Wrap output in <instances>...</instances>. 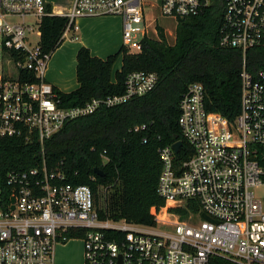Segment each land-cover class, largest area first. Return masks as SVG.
Returning <instances> with one entry per match:
<instances>
[{"label":"built area","instance_id":"built-area-1","mask_svg":"<svg viewBox=\"0 0 264 264\" xmlns=\"http://www.w3.org/2000/svg\"><path fill=\"white\" fill-rule=\"evenodd\" d=\"M156 1L153 9L176 25L214 8L220 15L219 46L241 50L243 62L239 111L232 121L206 111L200 83L187 86L178 126L192 155L179 161L172 146L158 150L157 194L164 205L151 208L154 225L146 226L100 219L90 187L47 171L43 148L67 122L148 94L156 74L132 72L122 95L64 107L46 80L52 55L40 45L42 19L55 14L45 0H0V139H34L42 154L40 169L8 172V192L0 188V264H52L55 246L74 239L67 233L76 230L84 231V264H208L211 257L264 264V207L254 194L264 189V70L250 74L244 60L248 49L264 45V0ZM60 16L67 18L63 41L75 39L69 35L78 18L101 16L120 19L121 45L129 55L141 52L143 39L157 38L156 16L146 18L142 0H74Z\"/></svg>","mask_w":264,"mask_h":264},{"label":"trees","instance_id":"trees-1","mask_svg":"<svg viewBox=\"0 0 264 264\" xmlns=\"http://www.w3.org/2000/svg\"><path fill=\"white\" fill-rule=\"evenodd\" d=\"M47 10H51L49 5ZM66 25L64 16L42 19L43 52L52 55L61 47ZM219 26L220 15L210 8L197 16L178 20L172 45L167 43L164 30L156 26L157 38L143 39L141 52L135 55L127 54L121 47L117 53L100 59L85 47L78 49L75 56L78 88L69 93L55 88L64 107L83 106L94 98L122 95L126 77L132 72H152L157 76L156 86L148 94L116 107H101L89 116L67 122L44 142L46 170L64 174L65 183L90 187L100 219L154 225L150 210L164 205L157 194L161 172L158 150L181 142L177 160L183 161L192 155L178 126L179 102L189 84L196 82L203 86L207 112L217 113L227 121L234 120L239 111L243 54L239 49L219 46ZM119 57L121 67L113 70ZM244 60L250 74L264 70V45L248 49ZM142 126L145 128L141 129ZM41 166L42 154L36 140L28 143L16 138L0 139V188L5 193L8 172ZM95 168L104 176L94 174ZM106 185L113 186L102 210L98 207V189ZM189 206L198 210L194 202ZM83 235L82 230L67 233V237L74 239ZM208 264L233 263L211 257Z\"/></svg>","mask_w":264,"mask_h":264},{"label":"crops","instance_id":"crops-1","mask_svg":"<svg viewBox=\"0 0 264 264\" xmlns=\"http://www.w3.org/2000/svg\"><path fill=\"white\" fill-rule=\"evenodd\" d=\"M45 1L55 15H64L70 10L74 0ZM57 2H60L59 4L64 2L67 5H64L61 9H55ZM75 24L77 26L76 31L69 35V37H75V39L68 38L53 53L46 73L47 82L63 93H69L78 88L75 76V56L79 48L85 47L89 49L92 56L105 59L117 53L122 47L121 21L118 17L78 18ZM64 46L65 51L60 54L58 51ZM58 54H60L59 57L55 58L57 60L52 61L54 56ZM116 62L113 70H119L121 67V59L119 63L118 60ZM74 240H69L64 244L59 243L55 246L52 264H82L79 259L72 257L71 244Z\"/></svg>","mask_w":264,"mask_h":264},{"label":"rangeland","instance_id":"rangeland-1","mask_svg":"<svg viewBox=\"0 0 264 264\" xmlns=\"http://www.w3.org/2000/svg\"><path fill=\"white\" fill-rule=\"evenodd\" d=\"M142 2H143V10H144L146 18L148 20H151V18L153 17V14L156 16L154 23L157 24L158 26H160L164 30L167 43L169 45H172L174 43V39H175V32H174V29H176L175 22L159 16L158 9L157 8L153 9V7L150 5V4L158 5L156 0H142ZM59 3L60 2H57L56 6L54 7L55 9H61L64 5L65 6L67 5L64 2H62V4H59ZM26 23L30 24L32 27H36L34 19H27ZM151 27H152V25H151ZM31 42H32V44H36L38 42V37L35 34H33L31 36ZM64 48H65V46L62 49H60L58 52L60 54L63 53L65 51ZM60 54L55 55L54 58L52 59V61L57 60L55 58L56 57L58 58ZM120 59L121 58H118V63H119ZM116 64H117V62H116ZM111 192H112L111 190H104V188H102V187L98 189V195H99L98 207H99V209L103 210L105 208L108 195ZM254 194L257 198H259L262 201L263 207H264V189L263 188H257L254 190ZM71 249H72V257L74 259H79L81 261V263L84 264L83 243H82L81 239H75L74 241H72Z\"/></svg>","mask_w":264,"mask_h":264},{"label":"water","instance_id":"water-1","mask_svg":"<svg viewBox=\"0 0 264 264\" xmlns=\"http://www.w3.org/2000/svg\"><path fill=\"white\" fill-rule=\"evenodd\" d=\"M181 146H182V143L181 142H176V143H174L172 145V149H173V151L175 153H178V151L181 148ZM93 172H94V174H96L99 177H103L104 176L103 172L99 168H95ZM11 209H13V206L11 207ZM202 217L204 219H207L208 220V217L205 214H203Z\"/></svg>","mask_w":264,"mask_h":264}]
</instances>
